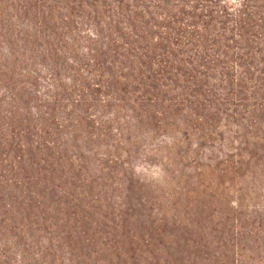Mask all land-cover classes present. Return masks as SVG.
<instances>
[{
	"label": "trees",
	"instance_id": "1",
	"mask_svg": "<svg viewBox=\"0 0 264 264\" xmlns=\"http://www.w3.org/2000/svg\"><path fill=\"white\" fill-rule=\"evenodd\" d=\"M96 117H146L151 132L179 127L196 147L230 135L206 169L169 137L164 180L185 178L169 169L190 162L197 183L256 180L264 0H0V264H238L225 237L210 258L200 236L182 250L148 245L172 229L142 212L139 228L111 201L109 164L120 158L103 139L111 119ZM224 219L229 232L244 229ZM129 224L145 232L142 245L132 247Z\"/></svg>",
	"mask_w": 264,
	"mask_h": 264
},
{
	"label": "rangeland",
	"instance_id": "2",
	"mask_svg": "<svg viewBox=\"0 0 264 264\" xmlns=\"http://www.w3.org/2000/svg\"><path fill=\"white\" fill-rule=\"evenodd\" d=\"M106 118L111 120H106L103 139H106L105 144L111 153L120 158L116 164H109L113 170V176L110 178H113L107 179V186L116 199L111 201L119 203L123 213L138 215L135 226L139 225V228L140 212L149 213L152 220L156 219L157 214H161L168 220V227L172 229L174 235L171 239L166 238L162 241L152 239L148 245L152 244L156 248L161 244L171 245L182 250L185 245H192V241H199L198 236H200L203 239L202 243L211 250L206 254L210 258L215 255V249H222V245H225L223 239L225 237L233 244L234 252H239L241 256L238 264L260 263L264 241L259 240H264V235L262 237L260 231L255 229L257 221L264 225V221L258 219L264 218V209H262L264 207V167L261 168V164H255V160L252 169H248L256 173L257 179L252 181L236 179L219 183L204 180L202 183H197L194 177H189L192 175L191 162L184 163L179 168L175 165L169 169L171 173L182 170L185 178H172L170 174V177L166 176L167 179L164 180L161 178L163 160L160 153L164 152L162 148L169 144V137L179 142V153H188L189 157H194L206 169L208 165H215L220 155L219 151L222 150L223 139L230 135L224 133V137H214L213 141L204 142L201 147H196L197 141L189 136L184 137L183 130L178 126L173 131L156 130L154 133L144 126L146 117H96L95 119L101 121ZM221 134L223 135V131ZM253 153L257 161L264 162L263 150L256 149ZM80 154L85 158L90 157L83 151ZM206 173L212 172L206 170ZM246 173V167H242V175ZM87 175L96 179L101 174L90 171ZM145 188L151 190L147 196L143 192ZM91 203L97 205L93 201ZM258 207L262 209L259 213ZM224 216L228 219L243 220L244 229H239L236 224L234 233L229 232L231 228L229 229ZM174 222L177 224L175 225ZM183 223L187 225V229L182 227ZM128 227L131 233L137 231L135 233L138 234L137 238H132L134 242L132 247L142 245L145 232L136 230L137 227L131 224ZM221 231L227 234L222 235ZM235 233L243 237L241 242L234 237ZM152 245L149 248L153 249ZM174 264H183L179 255Z\"/></svg>",
	"mask_w": 264,
	"mask_h": 264
}]
</instances>
